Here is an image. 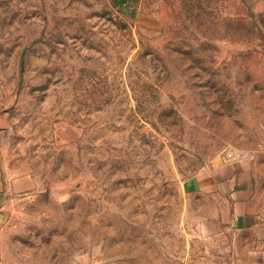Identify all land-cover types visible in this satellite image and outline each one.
<instances>
[{"label":"rangeland","instance_id":"rangeland-1","mask_svg":"<svg viewBox=\"0 0 264 264\" xmlns=\"http://www.w3.org/2000/svg\"><path fill=\"white\" fill-rule=\"evenodd\" d=\"M262 13L0 0V264H253L264 237L189 181L264 155Z\"/></svg>","mask_w":264,"mask_h":264},{"label":"crops","instance_id":"crops-1","mask_svg":"<svg viewBox=\"0 0 264 264\" xmlns=\"http://www.w3.org/2000/svg\"><path fill=\"white\" fill-rule=\"evenodd\" d=\"M260 154L213 161L191 178L189 191L220 198L229 230L264 237V155L262 158ZM3 189L0 176V192ZM254 255L253 264H264L263 242L255 248Z\"/></svg>","mask_w":264,"mask_h":264},{"label":"built area","instance_id":"built-area-1","mask_svg":"<svg viewBox=\"0 0 264 264\" xmlns=\"http://www.w3.org/2000/svg\"><path fill=\"white\" fill-rule=\"evenodd\" d=\"M236 157H237L236 154H234L233 152H224L222 159L229 161V160L235 159Z\"/></svg>","mask_w":264,"mask_h":264},{"label":"trees","instance_id":"trees-1","mask_svg":"<svg viewBox=\"0 0 264 264\" xmlns=\"http://www.w3.org/2000/svg\"><path fill=\"white\" fill-rule=\"evenodd\" d=\"M260 15H263L264 16V13L260 14Z\"/></svg>","mask_w":264,"mask_h":264}]
</instances>
